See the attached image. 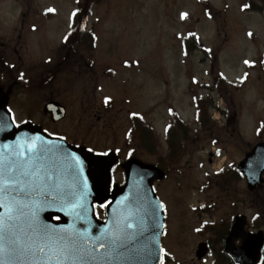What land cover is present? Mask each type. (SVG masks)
I'll return each mask as SVG.
<instances>
[{
    "label": "rangeland",
    "instance_id": "rangeland-1",
    "mask_svg": "<svg viewBox=\"0 0 264 264\" xmlns=\"http://www.w3.org/2000/svg\"><path fill=\"white\" fill-rule=\"evenodd\" d=\"M243 2L91 0L86 26L96 35L93 55L85 54V62L76 63L75 52H67L62 43L75 0H0V31L17 28L19 21L29 26L27 64L15 73L8 97L17 119L30 111L35 121L49 126L41 108L50 99L58 100L65 104L66 116L52 128L65 129L72 141L96 151L116 150V182L123 179L117 162L127 153L167 170V177L156 186L169 202L171 228L182 223L180 233L186 242L168 248L164 239L173 256L166 264L210 261L192 254L199 237L194 231L198 215L191 206L200 202L215 223H228L233 215L244 214L250 231H264L249 222L253 205L264 215L259 208L264 197L251 196L243 178L233 174L244 153L264 141V65L258 64V58L264 57V19L257 12H244ZM190 29L207 51L196 42L195 48L186 50ZM209 50L216 51L219 69L236 82L233 86L216 79V68L206 58ZM63 53L69 55L58 65ZM17 73L24 80H18ZM194 94L204 98V119L211 115L214 121L208 127L196 122ZM108 97L111 101L106 104ZM170 108L182 123H174ZM130 113L144 117L138 132L132 128ZM170 123L166 135L163 129ZM168 139L173 140V148ZM222 168L228 175L214 174ZM260 220L262 224L264 219Z\"/></svg>",
    "mask_w": 264,
    "mask_h": 264
},
{
    "label": "water",
    "instance_id": "water-1",
    "mask_svg": "<svg viewBox=\"0 0 264 264\" xmlns=\"http://www.w3.org/2000/svg\"><path fill=\"white\" fill-rule=\"evenodd\" d=\"M0 115H7L5 98L0 93ZM11 126L5 121H0V132L11 131ZM30 129L28 137L32 142L35 152L34 162L16 175L27 178L35 170L40 174L38 185L34 188L18 189V197L23 199L22 212L9 213L7 208H0L3 224L0 225V264H21V254L24 242L46 239H56L57 231H62L59 242V254L55 264H160L161 244L160 239L164 232V212L152 187L156 177L163 176L157 168L144 165L135 159L127 161L126 181L119 191L114 193L111 203L107 205L106 223L101 224L93 215V204L108 195L109 186V161L108 157L92 156L84 149L73 150L60 139L51 138L43 133V141L35 136ZM74 152L75 160L70 159ZM69 161L71 171L69 172ZM95 164L102 168L101 181H95L90 175V165ZM65 165V170H64ZM239 169L247 180L249 190L260 184L264 173V142L256 144L245 158L239 163ZM4 177L5 191L0 193L3 202L12 206V200L7 198V180L12 176V171L2 174ZM55 178L62 185H54L49 180ZM66 186V193L56 204L47 198L34 202L28 195L44 192L52 194L59 187ZM42 207L43 213L38 214ZM52 215L63 218V226L51 224ZM245 217L236 216L231 232L226 239L225 250L229 252L240 264H254L258 260L259 250L263 244V234L244 232ZM18 227L24 232L13 234L10 228ZM47 229L45 235L44 229ZM77 231L78 236L71 235ZM241 237L243 243L240 247L232 246V239ZM67 245V247H66ZM51 250L44 251L43 259L52 260ZM205 252L200 246L199 257ZM74 255L77 262H72L69 256ZM29 255L27 254V258ZM35 257L30 258L34 259ZM42 260L38 259L37 261ZM54 260V259H53ZM55 261V260H54ZM29 264V263H24ZM53 264V263H44Z\"/></svg>",
    "mask_w": 264,
    "mask_h": 264
},
{
    "label": "flooded vegetation",
    "instance_id": "flooded-vegetation-1",
    "mask_svg": "<svg viewBox=\"0 0 264 264\" xmlns=\"http://www.w3.org/2000/svg\"><path fill=\"white\" fill-rule=\"evenodd\" d=\"M28 35L29 26L27 24V21H19L17 28L11 27L10 29L6 28L4 29V31H0V87L5 88L7 90L10 89L11 85L14 82L15 73L17 71L19 73L21 71L19 70V68H24L27 64V60L25 59V50L27 49L28 51ZM88 38L89 37H86L83 40L81 38L80 42L85 43L86 41H89ZM75 53L77 54L76 63H78V59L80 62H85V58L83 55L87 53L86 50H76ZM14 60L17 61V64H15ZM107 111L108 106H106L104 110V115L106 117ZM132 125H134L138 131V127L136 126L133 120ZM185 141L186 140H184L183 142ZM200 203H202V206H200L199 208L195 209L196 207L194 206L191 208L198 215L194 219V222L196 223L194 231L199 237V240L195 243L193 247L192 254L195 256V250L197 245L200 242L204 241L206 242L208 248V254L204 260H206L207 257H210L211 259L208 264H222V261L227 258V254H224L223 252V247L221 248L223 243V234L221 232H214V230H212L215 221L209 220L208 214L204 212V209H200L201 207L205 206V203ZM202 215H204L205 217H202ZM168 217L169 214H167V219ZM215 224L222 225L223 223L216 222ZM183 228L184 225L182 223L179 225H175L174 227L172 226L171 228V221L168 222L167 220L166 233L164 238H166L168 248L172 244H184L186 242V238L183 237L184 233L183 235H181L180 233V230ZM238 243L239 241H236V244ZM164 247L167 252L168 248L165 243ZM214 249L217 251L216 255L214 254ZM170 257L173 258L172 255H170Z\"/></svg>",
    "mask_w": 264,
    "mask_h": 264
},
{
    "label": "trees",
    "instance_id": "trees-1",
    "mask_svg": "<svg viewBox=\"0 0 264 264\" xmlns=\"http://www.w3.org/2000/svg\"><path fill=\"white\" fill-rule=\"evenodd\" d=\"M90 3H91V0H83L82 1L81 7H80L81 8V11H80V13H78L76 15V17L74 18V21H84L85 20V15L89 11V9H90ZM77 4H78V6H80L79 1L77 2ZM251 5H252L251 6L252 10H256V11H259V12H261V13L264 14V11L262 10V8L258 7L257 5H254V4H251ZM191 46H192L191 49H193L194 46H195V43L193 41L190 42V43H188V47H191ZM214 54L215 53L208 54V57L211 59V61H213L214 58H215V55ZM216 79H218V81L221 84H223V85L225 84V80L223 79V77L221 76V74L219 72H216ZM259 190H264V185L258 187V189L256 190L254 196L256 195V196H262V197H264V194L258 192ZM261 207L264 209V204H261L260 205V208ZM260 222L261 221H256V225L260 224Z\"/></svg>",
    "mask_w": 264,
    "mask_h": 264
},
{
    "label": "snow or ice",
    "instance_id": "snow-or-ice-1",
    "mask_svg": "<svg viewBox=\"0 0 264 264\" xmlns=\"http://www.w3.org/2000/svg\"><path fill=\"white\" fill-rule=\"evenodd\" d=\"M48 11H54L53 9H48ZM185 14H181V18L184 17ZM245 63H248L247 61H245ZM105 102L107 103V98L105 100ZM5 191V186H4V177L2 174H0V193H3ZM7 208L8 210V213H9V219H11V213L14 211L13 207L11 205H6L4 204L3 202V199H2V196H0V208ZM58 219V218H57ZM3 224V217L0 216V225ZM44 232H45V235H47V229L45 228L44 229ZM62 239V238H61ZM39 252L43 253L44 252V248L43 247H40L38 249ZM162 264V262H161Z\"/></svg>",
    "mask_w": 264,
    "mask_h": 264
}]
</instances>
